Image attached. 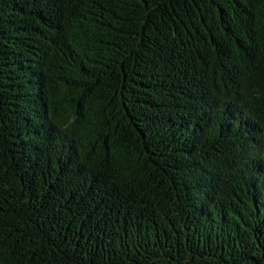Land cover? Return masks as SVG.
<instances>
[{
	"label": "trees",
	"instance_id": "1",
	"mask_svg": "<svg viewBox=\"0 0 264 264\" xmlns=\"http://www.w3.org/2000/svg\"><path fill=\"white\" fill-rule=\"evenodd\" d=\"M0 264H264V3L0 0Z\"/></svg>",
	"mask_w": 264,
	"mask_h": 264
},
{
	"label": "snow or ice",
	"instance_id": "2",
	"mask_svg": "<svg viewBox=\"0 0 264 264\" xmlns=\"http://www.w3.org/2000/svg\"><path fill=\"white\" fill-rule=\"evenodd\" d=\"M261 3H264V0H261Z\"/></svg>",
	"mask_w": 264,
	"mask_h": 264
}]
</instances>
